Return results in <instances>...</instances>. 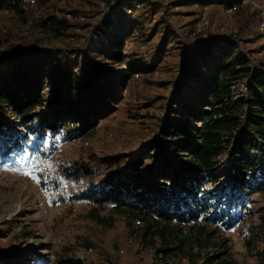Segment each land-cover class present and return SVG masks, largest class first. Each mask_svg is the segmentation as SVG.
<instances>
[{
	"label": "trees",
	"instance_id": "16d2710c",
	"mask_svg": "<svg viewBox=\"0 0 264 264\" xmlns=\"http://www.w3.org/2000/svg\"><path fill=\"white\" fill-rule=\"evenodd\" d=\"M184 1L190 0L177 2ZM145 2H109L94 26L100 40L86 41L70 54L59 48L34 49L8 59L5 73H0L2 162L20 161L25 151L46 154L43 146L48 137L50 145L58 136L62 141L82 137L114 111L126 75L147 71L134 60L124 66L136 55L124 53L140 28L133 12ZM5 4L17 7L14 0H0V6ZM70 28L67 20L50 24L56 36ZM97 43V54L118 68L110 69L102 61L84 67L70 60V55L79 57L85 47L90 52ZM217 50L221 54L216 58ZM191 51L183 79L193 96L179 90L159 135L131 155L137 158L130 168L121 175L92 180L79 197L94 204L90 217L99 223H108L100 214L105 209L126 216L130 224L139 221L134 227L141 240L159 241L158 251L166 258L177 256L188 264H241L231 254L228 238L212 226L236 227L242 216L237 211L247 207L248 197L264 191V60L239 50L230 37L199 39ZM203 64L211 66L206 74L201 71ZM237 81H244L246 88L235 97ZM128 156H106L102 162L117 163ZM147 158L152 160L150 174L144 170ZM83 173L92 175L89 170ZM260 217V233L246 241L250 250L256 237L264 242V214ZM254 255L264 264V248ZM0 264L22 263L0 255ZM56 264L83 263L66 255Z\"/></svg>",
	"mask_w": 264,
	"mask_h": 264
},
{
	"label": "rangeland",
	"instance_id": "374dc122",
	"mask_svg": "<svg viewBox=\"0 0 264 264\" xmlns=\"http://www.w3.org/2000/svg\"><path fill=\"white\" fill-rule=\"evenodd\" d=\"M14 1L17 7L0 6L1 74L7 69L8 59L16 54L55 48L70 54L71 49L84 47L86 41L100 40L94 26L114 0H40L34 5L28 0ZM177 1L146 0L134 9L140 28L131 36L124 53L136 55L134 59L128 58L124 66L127 68L134 60L147 67V71L126 75V85L119 94L122 99L110 115L82 137L62 141L58 136L53 145L48 137L43 146L46 154L29 155L37 169L36 180L12 170L19 166L18 161L0 160L1 256L10 255L22 264H56L60 256L66 255L81 261L86 258V264H160L159 241L143 242L135 229L139 221L130 224L126 216L105 209L100 214L108 223H99L90 217L94 204L79 194L92 180L121 175L130 168L137 158L131 155L159 135L179 90L183 88L188 98L193 96L191 87L184 88L183 72L192 55L191 47L199 39L218 40L236 34L234 40L239 50L248 52L255 60H264V29L259 23L264 0H247L234 13L223 8L221 0H190L181 5ZM203 2L210 4L206 8ZM204 13L224 28L225 35L199 30ZM59 20L71 24L62 36H56L50 29V24ZM87 25L90 26L86 28ZM97 48L99 43L90 52L85 47L83 55L69 58L84 67L91 61H102L110 69L118 68V64L99 56ZM203 66L208 67L205 72L201 69L206 74L211 66ZM235 90L240 95L244 88L237 85ZM111 155L129 156L117 163L102 162ZM151 165L152 160L145 159L147 174ZM86 170L92 175L86 176L83 173ZM246 206L237 211L242 216L236 227L231 230L221 225L212 227L218 226L221 235L228 238L230 252L241 264H260L254 254L264 248V242L256 237L250 250L246 241L260 233L264 191L248 197ZM88 246H94L95 252L87 253ZM174 261L188 264L177 256H164L165 264Z\"/></svg>",
	"mask_w": 264,
	"mask_h": 264
},
{
	"label": "built area",
	"instance_id": "2783aa9c",
	"mask_svg": "<svg viewBox=\"0 0 264 264\" xmlns=\"http://www.w3.org/2000/svg\"><path fill=\"white\" fill-rule=\"evenodd\" d=\"M221 1H222V7L225 8L230 13L236 12L238 10L240 4H243V3L247 2V0H239L237 2H230V0H221ZM28 2H29L30 5H34V4H37L39 2V0H28ZM209 4L210 3L204 4L203 7H206L207 8L209 6ZM137 6H140V4H137ZM128 12L129 13L133 12V9H128ZM68 15H70V14H68ZM260 15H259V17H260V19H259V21H260L259 22L260 23V27L262 29H264V13L263 14H260ZM113 16H115V14H113ZM198 25H199V30L209 29L211 31H219L222 34L225 33L224 32V28H220L216 22L210 20L207 17V14L206 13H204V15L201 17V20L199 21ZM235 37H236V34L230 36V38H232V39H234ZM216 53H217V55H220L221 54L220 51H218V50L216 51ZM201 69H202L203 72H205V71L208 70V67L207 66H203ZM237 85H241L244 88V90L246 88L245 83H241V84L239 82L237 84L235 83L233 85V94L235 95V97H238L239 96L236 93V90H235V87ZM95 250H96V248L94 246H88L86 248V252L87 253H93V252H95ZM124 251H125L124 249H121L120 250V252H122V253H124ZM159 258L161 260L160 264H165L163 253L159 252ZM81 259H82L83 264H86L87 259L86 258H83V257ZM50 264H52V263H50Z\"/></svg>",
	"mask_w": 264,
	"mask_h": 264
},
{
	"label": "snow or ice",
	"instance_id": "6c2138e0",
	"mask_svg": "<svg viewBox=\"0 0 264 264\" xmlns=\"http://www.w3.org/2000/svg\"><path fill=\"white\" fill-rule=\"evenodd\" d=\"M59 139V137H57ZM18 167L13 168V171L20 172L23 175L29 176L30 178L36 180L37 177L35 175V171L37 169H34L32 166V161L29 159V154L27 151L24 152L22 158L20 161H18ZM47 179V177H45Z\"/></svg>",
	"mask_w": 264,
	"mask_h": 264
}]
</instances>
